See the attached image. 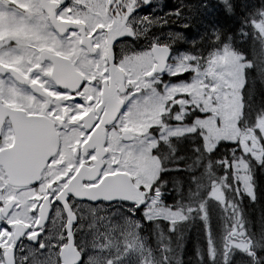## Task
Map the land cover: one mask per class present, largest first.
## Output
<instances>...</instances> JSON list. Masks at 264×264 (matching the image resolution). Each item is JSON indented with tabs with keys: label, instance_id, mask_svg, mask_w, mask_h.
<instances>
[{
	"label": "flooded vegetation",
	"instance_id": "1",
	"mask_svg": "<svg viewBox=\"0 0 264 264\" xmlns=\"http://www.w3.org/2000/svg\"><path fill=\"white\" fill-rule=\"evenodd\" d=\"M44 2L53 20L40 0H27L33 12L31 21L23 27H6L5 34L0 36V64L26 79L22 82L9 72L0 74V99L7 106L33 117L30 129L35 146L42 155L48 154L40 179L25 186L7 183L0 166V229L27 224V233L13 244L16 256L18 248H38L37 258L41 264H88L94 246L90 245L87 235L85 212L93 214L94 209L68 199L77 214L71 232L75 248H64L69 240L67 220L55 194L57 184L68 182L74 174V166L81 161L76 155L69 157L61 135L64 136L63 131L69 133L68 147L71 143L78 145L83 137L80 129L83 115L72 110L62 95L77 77L72 69L84 74L94 66H106L111 60L124 74L135 71L143 59L146 62L150 44L157 38L161 15L151 10L147 0ZM1 4L9 2L0 0ZM58 23L62 34L54 28ZM43 51L52 55L41 59ZM101 82L110 85L108 71ZM113 85L118 94L119 86L116 82ZM14 120L22 130L26 128L21 125L20 117L14 116ZM13 140L11 120L5 114L0 126V149L10 146ZM19 154L18 167L24 160L21 151ZM31 158L33 156L28 155L25 161L33 163ZM84 180L92 182L89 177ZM9 200L12 204L4 208L6 213L2 215V208ZM38 220L45 223L39 225ZM34 234L37 241L31 244ZM0 264H4L2 253Z\"/></svg>",
	"mask_w": 264,
	"mask_h": 264
},
{
	"label": "trees",
	"instance_id": "2",
	"mask_svg": "<svg viewBox=\"0 0 264 264\" xmlns=\"http://www.w3.org/2000/svg\"><path fill=\"white\" fill-rule=\"evenodd\" d=\"M232 8L227 18L218 14L214 20L216 26H220L222 31H229L238 40L242 39V28H249L252 12L262 10L264 12V0H232ZM192 12L189 13L191 17ZM254 16V15H253ZM228 20V21H227ZM244 43L249 47V40L252 35L247 31L243 36ZM263 45L257 44V50L261 51L256 58L257 64L264 68V37ZM256 44L245 49L237 43V49L247 55V59H253L256 53ZM255 49V50H254ZM257 95V94H256ZM260 99V98H258ZM262 100V98L260 99ZM258 101V103L260 102ZM178 150V156L170 157L165 152V158L169 159L167 169L164 171V165L161 164L160 173L155 183L163 191L166 188L169 198L174 197H195L202 193L204 188L205 175L203 165L199 163L200 158L194 156L193 147L185 145L182 141L175 147ZM216 162L222 156L220 152H214ZM252 174V183L254 186V198L251 199L240 189L238 194L232 193L231 200L237 205V210L241 214V220L246 231V239L249 248L246 249L245 256L240 255L233 248H206L204 233L201 225L185 223L176 234L164 232L163 238L168 246L163 251L164 260L167 264H264V155L262 162H258L253 157L247 156ZM216 162L213 166L214 171L218 172ZM243 192V193H242ZM164 196V193H163ZM226 228L230 230V220L226 219ZM158 225L157 223L154 225ZM159 226V225H158ZM150 239H159L153 243L157 248L166 247V242L160 236V233L149 230ZM212 254V255H211Z\"/></svg>",
	"mask_w": 264,
	"mask_h": 264
},
{
	"label": "rangeland",
	"instance_id": "3",
	"mask_svg": "<svg viewBox=\"0 0 264 264\" xmlns=\"http://www.w3.org/2000/svg\"><path fill=\"white\" fill-rule=\"evenodd\" d=\"M228 21V20H227ZM217 59H218V53L215 54L213 63L209 69V71L205 72L202 74L195 82H193L191 90H192V95L193 98L196 102H203L205 103L208 99V96L210 94V88L214 86L217 90L222 89V84L217 77ZM235 64H238L240 67V79L242 82V69L244 67V62L241 60V57L236 54V53H231L230 57H227L223 61V69L227 75L232 73L233 71L236 70ZM178 69V68H177ZM179 83V82H178ZM242 86V85H241ZM228 90L230 89V85L228 84L227 86ZM241 112V96H240V91L238 93V102L234 100L233 97L228 96L226 98H221V97H215L213 99V106L209 110V117H200L196 118L192 124H180V133L186 132V131H191L194 129L195 124L199 120H203L206 118V123L209 125H214V134L216 137V142L220 139L224 140H231L232 135L234 133V130L236 129L237 134L241 136L244 131H239L237 127V120ZM217 118V120H216ZM157 122V120H156ZM155 122V123H156ZM149 124H147L148 126ZM173 131L170 130L169 133H172ZM204 136V133H203ZM161 137H164L161 135ZM205 140V137H204ZM214 143V145L216 144ZM206 145V144H205ZM151 158H148V162L150 164L149 170L145 172L141 168V164L139 160H135V166L136 169L141 173L142 178L145 183H148L150 185L152 179L154 178L156 171H157V161L156 159L150 154ZM241 164H244L242 161L239 162L238 166ZM155 165V166H154ZM237 164H235L236 167ZM245 165V164H244ZM241 169V168H240ZM246 184H249V186H245L244 182L243 183V188L244 191L249 194L253 195L252 191V186L251 183L247 182V179L244 180ZM138 184V183H137ZM157 198V195L155 197ZM159 199L156 200V203H159ZM223 205V195H222V186L220 182H217L213 185L211 192L209 194V208L212 211V216L210 219H207V232H208V237L210 240V245L212 248H216V244L220 243L221 238H220V233L216 232L214 225L218 221L217 220V207ZM156 217H160V212L158 211V214ZM156 217H150V218H156ZM204 215L202 216V218ZM237 221L236 216L234 215V222ZM118 227V226H117ZM137 230V228H135ZM240 234L239 231H236L235 229L233 232L229 233L230 237V242L232 243L233 246L237 247L236 249L240 253V255L244 256L246 254V248L245 244L243 241H240L236 239V236ZM138 238L132 242V245L129 243L127 244L128 248H122L119 250L118 248L115 249L113 248L110 251H107L108 253L104 255V263L105 264H119L115 263L121 261L124 258V251H131L132 249L130 247H133L138 244ZM120 242V239H119ZM130 246V247H129ZM141 253H147L149 254V249L148 248H137ZM31 253L36 254L37 253V248H32ZM115 254H117V259L114 261L113 257ZM139 257V256H138ZM138 257H133L132 264H155L154 259L151 257H143L140 256ZM27 260H22L21 264H25ZM29 264H39L35 259L29 260Z\"/></svg>",
	"mask_w": 264,
	"mask_h": 264
},
{
	"label": "water",
	"instance_id": "4",
	"mask_svg": "<svg viewBox=\"0 0 264 264\" xmlns=\"http://www.w3.org/2000/svg\"><path fill=\"white\" fill-rule=\"evenodd\" d=\"M1 108L2 107L0 106V115L2 113ZM106 117H109V114H107ZM16 145L18 148H21L23 146V144L21 142H17ZM29 152L33 156V158H31V159L34 160L33 164H32L33 166L31 167V170L22 167V171H20V170L16 169V166L4 168L6 171V174L9 177L10 182L15 179L17 183H27V179H29L30 176L36 177L38 172H39V169H41L44 166V163L46 162V160L48 158V154L42 155L39 148H35L34 150H31V151L29 150ZM111 180H112V178L105 180L107 182V186H106L105 191L109 192V190H110L111 192H114L111 195L115 199L130 200L129 197L127 196V193L124 191V188H120V189L113 188V189H111V187H108L109 182Z\"/></svg>",
	"mask_w": 264,
	"mask_h": 264
}]
</instances>
